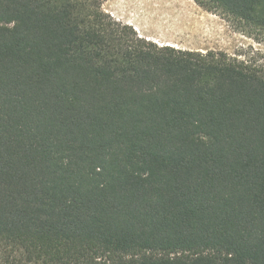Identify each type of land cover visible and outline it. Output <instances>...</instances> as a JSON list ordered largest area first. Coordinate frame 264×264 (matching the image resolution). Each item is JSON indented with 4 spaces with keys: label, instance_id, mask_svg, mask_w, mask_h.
<instances>
[{
    "label": "trees",
    "instance_id": "obj_1",
    "mask_svg": "<svg viewBox=\"0 0 264 264\" xmlns=\"http://www.w3.org/2000/svg\"><path fill=\"white\" fill-rule=\"evenodd\" d=\"M106 0H0V246L33 264H264V69L160 46ZM264 31V0H193Z\"/></svg>",
    "mask_w": 264,
    "mask_h": 264
},
{
    "label": "rangeland",
    "instance_id": "obj_2",
    "mask_svg": "<svg viewBox=\"0 0 264 264\" xmlns=\"http://www.w3.org/2000/svg\"><path fill=\"white\" fill-rule=\"evenodd\" d=\"M103 10L149 41L195 51H223L264 69V31L199 7L193 0H106ZM0 264L28 263L23 251L0 246Z\"/></svg>",
    "mask_w": 264,
    "mask_h": 264
}]
</instances>
